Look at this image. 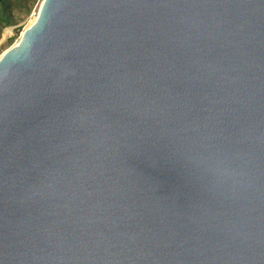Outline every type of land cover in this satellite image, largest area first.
<instances>
[{"label": "water", "instance_id": "1", "mask_svg": "<svg viewBox=\"0 0 264 264\" xmlns=\"http://www.w3.org/2000/svg\"><path fill=\"white\" fill-rule=\"evenodd\" d=\"M0 264H264V0H41L0 54Z\"/></svg>", "mask_w": 264, "mask_h": 264}, {"label": "trees", "instance_id": "2", "mask_svg": "<svg viewBox=\"0 0 264 264\" xmlns=\"http://www.w3.org/2000/svg\"><path fill=\"white\" fill-rule=\"evenodd\" d=\"M41 0H0V37L7 27H13V34L0 45V50L9 45L19 36L23 28L22 22L31 14Z\"/></svg>", "mask_w": 264, "mask_h": 264}, {"label": "rangeland", "instance_id": "3", "mask_svg": "<svg viewBox=\"0 0 264 264\" xmlns=\"http://www.w3.org/2000/svg\"><path fill=\"white\" fill-rule=\"evenodd\" d=\"M37 6H38V5H37ZM37 6L32 10L31 14L25 19V21L22 22L23 27L26 26V25L28 24L29 20L31 19V17L35 15V12H36V10H37ZM6 30H7V31H6ZM9 30L11 31V29H4V30L2 31V33H1V37H0V45H1L2 42H4V40L7 38V37H5V36L7 35V32H8ZM10 31H9V32H10ZM4 33H5V34H4ZM8 34H10L9 36H12L13 31H12V33H8ZM2 37H3V38H2ZM16 40H17V38H16V39H15L10 45H12L13 43H15ZM10 45H9V46H10ZM7 48H8V47L1 49V50H0V54H1L4 50H6Z\"/></svg>", "mask_w": 264, "mask_h": 264}, {"label": "crops", "instance_id": "4", "mask_svg": "<svg viewBox=\"0 0 264 264\" xmlns=\"http://www.w3.org/2000/svg\"><path fill=\"white\" fill-rule=\"evenodd\" d=\"M5 29H11V31L10 32H7V35L5 36V37H7V38H9L10 36V34H8V33H12V30H13V27H7V28H5ZM7 31V30H6Z\"/></svg>", "mask_w": 264, "mask_h": 264}, {"label": "bare ground", "instance_id": "5", "mask_svg": "<svg viewBox=\"0 0 264 264\" xmlns=\"http://www.w3.org/2000/svg\"><path fill=\"white\" fill-rule=\"evenodd\" d=\"M35 18V15L31 17V19L29 20L28 24H30ZM9 32V31H8ZM5 34V33H4ZM3 38V37H2Z\"/></svg>", "mask_w": 264, "mask_h": 264}]
</instances>
